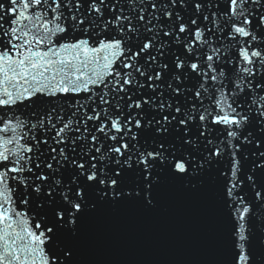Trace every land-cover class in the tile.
I'll use <instances>...</instances> for the list:
<instances>
[{
  "label": "snow or ice",
  "instance_id": "snow-or-ice-1",
  "mask_svg": "<svg viewBox=\"0 0 264 264\" xmlns=\"http://www.w3.org/2000/svg\"><path fill=\"white\" fill-rule=\"evenodd\" d=\"M9 2L13 5L11 15L14 17V26L10 25L5 30L4 25L0 23V34L7 41L0 49V72L3 73L0 85L7 83L15 91L9 87L0 90V109H5L0 112V133H11L10 138L0 137V224L5 225L3 234L0 235V241L3 242L0 264H24L16 254L17 251L27 252L33 259L35 255L42 256V251L38 252L34 246L44 245L46 242L45 232L37 231L41 229L39 223L33 229L24 220L21 221L24 224L22 230L15 231L9 222L8 209L4 207L10 199V180L24 183L26 188L31 187L24 175L33 171L31 154L34 150L39 151L41 143H48L46 139L41 141L35 136L31 137L34 143H30L28 133L17 134V130L24 127H30L32 130L44 129L47 123L48 130L55 132L52 140L57 145L71 140L72 152L75 153L81 137L69 136L68 133L77 132L81 126L84 127L83 141L87 148H81L80 161L75 155L65 154V148L61 147L58 153L56 148H51V161L55 162L56 167L52 162L46 164L52 173L59 171L65 164L75 170L67 186L62 179H58L53 181V186L46 193L48 198L54 200L59 196L69 205V209L63 211L66 214L70 212V218H74L81 210L83 192L77 191L82 187L81 179L102 185L105 195L106 189L111 188L115 196L117 178L125 168L142 165L141 170L149 173L150 177L154 165L166 161L163 155L166 149L161 145L160 150L155 152L145 153L139 150L137 138L145 125L142 123L143 117H140L138 112L134 114V110H142L149 101L132 102L133 96L128 92L131 88L145 87V84L136 79V73L144 78L155 92L159 87L155 82L162 78L163 72L169 70L168 64L158 65L157 60L163 58L165 50L171 44L183 51L177 53L172 60L176 87L171 83L168 87L177 96L183 93L193 95V101L192 106L184 110L177 103L174 112L173 105L168 104V110L173 114L170 117L163 116L162 120L155 122L159 126L156 129L158 133H166L167 125L173 122L187 129L189 124L199 121L201 136L207 132L209 125L218 127L221 136L216 140L206 139V162L214 163L218 158L230 155L232 177H237L238 174L237 154L241 147L254 142L252 125L255 124L260 134L264 135V0H208V3L196 0L193 7L197 15H201L203 9L209 11V15L202 17L203 26L197 19L185 21L174 11L178 6H185L182 0H170V4L160 5L161 12L165 13L164 18L169 21L167 25L159 23L160 16L148 15L146 18L143 0L139 5L133 0L128 5V12H125V4L120 3V0H75L64 4L61 0ZM17 6H21L23 10ZM150 7L155 11L157 4L150 3ZM169 7L173 11H167ZM63 8H68L70 14L65 15ZM82 8L86 9V14L81 11ZM73 9L75 11H72ZM3 10L4 4L0 3V11ZM26 10L29 14H26ZM49 12L52 13L51 16ZM173 16L176 19H172ZM69 20L71 25L67 23ZM153 20L158 23L153 24ZM72 25L79 27L82 34L88 38L57 45V39H62L63 34L68 32ZM141 27L143 40L133 51L129 41L133 36L140 39ZM30 33L35 34L28 39ZM164 38H167V42ZM37 46H44L46 50L40 51ZM14 56L18 58L14 59ZM142 56H147L146 64L153 66L150 70H143L138 66V60ZM84 70H88L87 74ZM9 72L12 75H9ZM193 76L199 81L195 92L193 93L192 89H183L182 92L183 81ZM57 77L60 79L57 80ZM108 77L112 79H107ZM29 81L34 83L30 84ZM24 84L28 86L22 87V90L17 88V85ZM97 88L102 90L101 93L94 91ZM110 91L115 94L112 99L118 96L119 100H124L120 93L127 96L130 101L127 114L123 112L119 100L112 105L109 99ZM81 92L91 93L92 96L99 95L101 105H110L114 111L109 108L97 111L94 108V114L90 115L85 111L76 121L72 119L77 115L76 112L69 115L67 120L63 114H56L55 122L53 113L49 112L46 119L41 117L38 123L31 125L28 124L27 117L20 119V116H24L23 113L16 115V105L32 101L33 97L42 94L52 97L58 94L79 95ZM205 96L209 100L207 107L204 106ZM196 100L200 101L199 105L195 103ZM163 107L161 102L162 110ZM9 112L16 121L15 125L5 122ZM89 121L93 122L95 134L88 131ZM73 123L76 124L75 128L72 127ZM147 125L151 128L153 122L148 121ZM98 134H103V137ZM260 156L264 158V152H261ZM105 162L115 166L110 174L104 171ZM170 164H174V170L179 173L188 171L183 160H173ZM40 167L39 163H35L36 169ZM258 167L264 170V164H258ZM149 177H146V182L150 185ZM35 179L46 183L49 177L42 174ZM248 179L251 181L252 177L249 176ZM238 187V179L230 181L227 189L229 197L233 196ZM32 190L38 195L43 194L42 184H36ZM254 198L264 205V191H255ZM24 203H28L27 199ZM235 203L239 205L234 210L238 247L242 252L239 261L246 262V221L252 209L245 203L243 196H239ZM8 229L13 231L9 232ZM47 231L51 232L52 229ZM10 236L14 237L11 243L8 240ZM18 241L22 242L19 249L13 247Z\"/></svg>",
  "mask_w": 264,
  "mask_h": 264
},
{
  "label": "water",
  "instance_id": "water-1",
  "mask_svg": "<svg viewBox=\"0 0 264 264\" xmlns=\"http://www.w3.org/2000/svg\"><path fill=\"white\" fill-rule=\"evenodd\" d=\"M72 2L75 0H61L62 4ZM132 2L133 0H120V3L125 4V12H128V5ZM136 2L139 5L141 0ZM143 2L146 18L148 15L160 16L159 23L165 25L169 23L164 18L165 13L161 12L160 5L170 4V0H143ZM182 2L185 6H178L174 11L179 13L185 21L197 19L203 26L202 17L209 15L208 9H203L201 15H197L193 7L196 0H182ZM203 2L208 3V0ZM0 3L4 4V10L0 11V23L6 30L10 25L14 26L12 25L14 17L11 15L13 5L9 0H0ZM150 3L157 4L155 11L150 7ZM21 10H23L22 7ZM81 11L86 14V9L82 8ZM167 11H173V9L169 7ZM63 12L65 15L70 14L68 8H63ZM26 14H29L27 10ZM51 15L52 13L49 12V16ZM172 19L176 17L173 16ZM67 23L71 25V20ZM157 23L153 20V24ZM34 34L30 33L28 39H31ZM86 38L88 37L82 34L79 27L72 25L68 32L63 34L62 39H57V45ZM164 39L167 42V38ZM142 40L143 27H141L140 39L133 36L129 46L135 51ZM5 43H7L6 39H3L0 34V49ZM93 43H95L94 40ZM225 47H227L226 44ZM37 48L40 51L46 50L44 46H37ZM182 51L183 49L171 44L165 50L163 58H158L157 64L166 63L169 65V70L163 72L162 78L155 82L159 85L155 92L138 73L134 75L141 84H145V87L131 88L128 92L133 96L132 102L149 101L142 110H134V114L138 112L139 116L143 117L142 123L145 125L137 138L139 150L145 153L155 152L163 145L166 149L163 152L166 161L155 164L150 177L149 173L141 170L142 165L140 167L134 165L131 169L125 168L117 178L118 186L115 189V196L111 188L106 189L107 195H105V188L102 185L81 179L82 187L77 191H82L84 198L80 202L81 210L75 214L74 218H70V212L66 214L63 211L68 210L69 205L59 196L53 200L48 198L46 193L55 180L62 179L67 186L75 170L65 164L59 171L52 173L47 169L46 164L52 162L51 148H56L58 153L61 147L65 148V154L75 155V158L80 161L81 148L85 150L87 148L83 141L84 127L81 126L77 132L68 133L69 136L81 137L76 145L75 153L72 152L71 140L60 145L52 140L55 132L48 130L47 123L44 129L32 130L30 127H24L17 130V134L27 132L30 143H34L31 140L33 136L41 141L45 139L48 141L47 144L41 143L39 151L34 150L31 154L33 155V171L24 174L31 187L26 188L24 183L10 180V199L4 205L8 209L9 222L12 223L15 231L20 232L24 227L21 221L26 220L28 226L33 229L39 223L41 229L37 231L45 232V244L34 246L37 247L38 252L42 251V256L34 254L35 259H33V256H29L27 252L17 251L16 254L20 256L24 264H264V205L254 198L255 191H264V170L258 167V164H264V158L260 156V153L264 152V135L260 134L256 125L253 124L251 127L254 142L243 145L237 154L239 160L237 177L231 175L230 155L218 158L214 163L206 162V139L216 140L220 137L221 132L218 127L209 125L204 136L200 135L202 129L199 121L189 124L187 129L173 122L167 125L166 133H158L156 130L159 127L155 124L156 121L162 120L163 116L170 117L173 114L169 112L168 104L173 105V112L177 103L182 110L192 106L193 95L183 93L177 96L168 87L170 83L176 87V82L173 80L172 60ZM146 60L147 56L140 57L138 66H141L143 70H150L153 66L146 64ZM84 71L87 74L88 70ZM51 74L46 73V75ZM9 75L12 73L9 72ZM59 79L57 77V80ZM2 80L3 73L0 72V81ZM29 83L34 82L29 81ZM198 83V79L194 76L186 78L181 91L192 89L194 93ZM27 86V84L17 85V88L22 90V87ZM3 87H9L10 90L15 91L7 83L0 85V90ZM94 91L101 93L102 90L97 88ZM114 95L111 91L109 92L112 105L119 100L118 96L112 99ZM120 95L124 96V100H119V103L123 112L127 114V105L130 101L124 93ZM161 102L164 105L163 110ZM195 103L199 105L200 101L196 100ZM208 104V97L205 96L204 106L207 107ZM16 108L18 109L16 115L20 116V113H23L24 116H20V119L27 117L29 125L38 123L41 117L46 119V114L49 112L53 113V122H55L56 114H63L67 120L69 115L76 112L77 115L72 117L73 121H76L85 111L90 115L94 114L92 111L94 108L97 111L101 108L114 111L110 105H101L99 95L92 96L91 93L84 92L79 95L58 94L55 97L42 94L33 97L32 101H24L23 105H16ZM3 111L5 109H0V112ZM148 121L153 122V127H148ZM5 122L15 125L16 121L12 119L11 112L5 117ZM96 126H99V122ZM72 127L75 128L76 124L73 123ZM88 131L95 134L91 121L88 122ZM98 135L103 137V134ZM0 137L10 138L11 133H0ZM90 139L89 136V141ZM188 140L191 143H186ZM133 159L135 160V157ZM173 160L185 161L188 171L186 173L175 171L174 164H170ZM35 163H39L41 167L36 169ZM52 163L56 167L55 162ZM105 165V173L110 174L115 166L107 162ZM42 174L49 177L46 183L35 179ZM249 176L252 177L251 181L248 179ZM146 177H149L150 185L146 182ZM235 179L239 180L240 187L236 189L232 197H229L227 189L230 181ZM36 184H42L43 194L38 195L32 190ZM239 196H243L245 203L252 209L246 221V262L239 261L242 252L238 247L237 220L234 217V210L239 207L235 200ZM25 199L28 201L27 204L24 203ZM4 227L5 225L0 224V235L3 234ZM49 228L52 229L51 232L47 231ZM13 229L8 231L12 232ZM13 238V236L8 237L9 243ZM21 245L22 242L18 241L13 247L19 249ZM2 248L3 242L0 241V251Z\"/></svg>",
  "mask_w": 264,
  "mask_h": 264
}]
</instances>
